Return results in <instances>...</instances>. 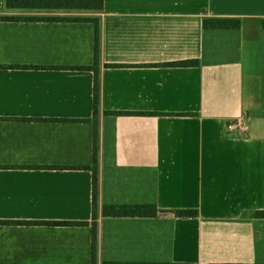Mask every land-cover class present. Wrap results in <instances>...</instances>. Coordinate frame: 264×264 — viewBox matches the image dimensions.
I'll return each mask as SVG.
<instances>
[{
    "label": "crops",
    "instance_id": "0c3cea01",
    "mask_svg": "<svg viewBox=\"0 0 264 264\" xmlns=\"http://www.w3.org/2000/svg\"><path fill=\"white\" fill-rule=\"evenodd\" d=\"M93 216L92 22L0 21V264H264V0H104ZM205 18L241 20L238 29ZM198 60V64L176 63ZM25 65L29 68L2 66ZM106 111L147 114H109ZM46 119V120H41ZM242 119L228 134L226 124ZM155 204L114 217L106 204ZM178 209L197 210L179 217Z\"/></svg>",
    "mask_w": 264,
    "mask_h": 264
},
{
    "label": "trees",
    "instance_id": "16d2710c",
    "mask_svg": "<svg viewBox=\"0 0 264 264\" xmlns=\"http://www.w3.org/2000/svg\"><path fill=\"white\" fill-rule=\"evenodd\" d=\"M6 10L21 11H94L103 9L104 0H3ZM0 21H46V22H92L95 27L94 33V62L90 66H57L55 68H66L74 70H91L94 73V94H93V116L82 119H58L64 121L91 122L94 128L93 143V163L92 165L81 166L79 168L89 169L93 173V216L96 218L98 204V130L99 115L101 112L100 103V55H101V25L100 19L95 16H71V15H8L0 14ZM264 26V20H263ZM204 27L212 29H238L241 27V20L235 18H205ZM181 66H191L198 64V60H187L176 63ZM11 68H29L35 66L12 65L2 66ZM109 114H147L145 112L131 111H106ZM46 120V119H41ZM102 213L105 216L114 217H144L157 214L155 204H106ZM176 216L191 217L197 216V210L178 209ZM257 216L264 218V210L258 211ZM0 224H33V225H88V222L81 221H0ZM92 226V264H97V224ZM174 264V263H173Z\"/></svg>",
    "mask_w": 264,
    "mask_h": 264
},
{
    "label": "built area",
    "instance_id": "2783aa9c",
    "mask_svg": "<svg viewBox=\"0 0 264 264\" xmlns=\"http://www.w3.org/2000/svg\"><path fill=\"white\" fill-rule=\"evenodd\" d=\"M243 120L242 119H235L231 120L226 124V130L228 134L232 133L235 130H242L243 129Z\"/></svg>",
    "mask_w": 264,
    "mask_h": 264
}]
</instances>
